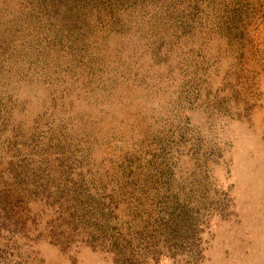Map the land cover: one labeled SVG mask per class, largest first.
<instances>
[{
    "label": "rangeland",
    "instance_id": "1",
    "mask_svg": "<svg viewBox=\"0 0 264 264\" xmlns=\"http://www.w3.org/2000/svg\"><path fill=\"white\" fill-rule=\"evenodd\" d=\"M0 264H264V0H0Z\"/></svg>",
    "mask_w": 264,
    "mask_h": 264
}]
</instances>
